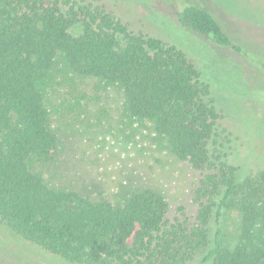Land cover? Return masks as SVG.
Returning a JSON list of instances; mask_svg holds the SVG:
<instances>
[{
  "label": "trees",
  "instance_id": "1",
  "mask_svg": "<svg viewBox=\"0 0 264 264\" xmlns=\"http://www.w3.org/2000/svg\"><path fill=\"white\" fill-rule=\"evenodd\" d=\"M183 29L242 52L210 12L185 2ZM56 58L78 76L121 89L126 114L149 122L196 181L188 209L140 187L116 203L55 188L33 170L58 138L45 105ZM199 68L184 50L84 0H0V223L69 264H264V167L242 175L230 132ZM233 141V142H232ZM236 210L241 232L222 245L220 217ZM192 210V211H191ZM216 225L212 235L211 228Z\"/></svg>",
  "mask_w": 264,
  "mask_h": 264
},
{
  "label": "rangeland",
  "instance_id": "2",
  "mask_svg": "<svg viewBox=\"0 0 264 264\" xmlns=\"http://www.w3.org/2000/svg\"><path fill=\"white\" fill-rule=\"evenodd\" d=\"M84 1L114 12L133 32H145L184 50L209 85L222 124L232 131L230 148L242 166L241 174L264 167V0H191L218 20L242 52L179 26L177 11L190 0ZM45 105L58 144L50 161L32 168L50 186L112 203L136 188L151 187L170 204L169 217L179 204L190 208L189 190L196 172L171 153L166 139L149 122L126 114L119 87L78 76L56 58ZM219 226V242L234 246L241 232L239 213L223 210ZM211 231L213 235L216 225ZM254 236L264 244V231L255 230ZM0 264L69 263L0 223ZM188 264L206 263L196 257Z\"/></svg>",
  "mask_w": 264,
  "mask_h": 264
}]
</instances>
